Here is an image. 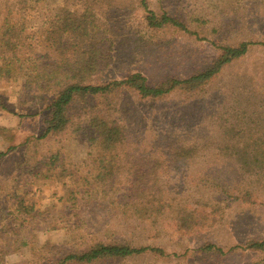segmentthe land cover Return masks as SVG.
<instances>
[{
  "label": "rangeland",
  "instance_id": "374dc122",
  "mask_svg": "<svg viewBox=\"0 0 264 264\" xmlns=\"http://www.w3.org/2000/svg\"><path fill=\"white\" fill-rule=\"evenodd\" d=\"M1 1L0 22L6 12ZM29 1L36 12L41 6L54 9L63 5L62 0ZM145 2L148 10L157 15L166 12L189 32L165 28L136 39L133 32L126 34L129 26H121L119 34L125 32L128 37L113 40H128L136 48L134 52L141 55L131 56L116 48L111 74L103 72L105 80L139 71L148 84L158 86L165 77L184 79L206 69L219 45L250 44L241 58L221 70L199 93L174 90L148 100L124 89L112 103L111 115L125 129L127 141L122 144L121 155L126 156L127 167L134 175V170L153 169L151 182L155 181L156 191L173 203L171 215H177V209L178 215L184 209L194 211L198 226L173 224L169 217L159 218L150 227L133 218L129 199L114 191L72 207L61 183L79 180L92 168L87 115L78 111L76 102L70 109L71 122L66 131L41 138L47 117L44 108L51 94L29 92L18 79L3 80L0 151H9L0 162V264H36L37 252L55 255L67 251L78 235L83 237L76 243L81 249L90 240H113L157 247L166 254L154 257L146 253L98 264H264V252L246 250L249 243L264 241V168L251 172V176L243 171L242 163L228 156L227 139L221 133L231 125L234 132L240 131L242 125L236 119L240 115L243 118L255 113L264 125V0ZM91 6L103 21L116 16L120 21L129 14L138 25L136 19L144 14L138 8L139 0H106ZM31 15L36 16L32 11ZM28 21L27 29L35 19ZM114 27L110 33L116 31ZM36 51L55 59L39 47ZM237 132L229 135L238 138ZM174 146L189 147L190 152L187 156L169 155L168 149ZM52 153L59 154L54 162L63 164L64 178H39L36 174L44 170V160ZM116 181L125 183L121 176ZM18 197L24 198L27 207H33L31 217L16 212ZM203 243L214 244L220 253L193 261L201 256L198 249Z\"/></svg>",
  "mask_w": 264,
  "mask_h": 264
},
{
  "label": "trees",
  "instance_id": "16d2710c",
  "mask_svg": "<svg viewBox=\"0 0 264 264\" xmlns=\"http://www.w3.org/2000/svg\"><path fill=\"white\" fill-rule=\"evenodd\" d=\"M99 1L106 0H62L63 5L60 7L47 9L41 6L38 7L39 12L32 10L34 7L31 9L29 0L1 1L6 12L0 22V81L18 79L29 92L39 90L51 94L46 100L48 105L44 108L47 117L44 120L41 138L56 137L66 131L71 122L70 109L76 102H79L78 111L87 115L86 122L91 131L88 140L92 151L88 156L92 168L79 180H70L67 183L64 180L61 183L65 189V199L72 207L79 202L86 203L87 200L97 196L100 198L107 192L114 191L122 193V196L129 199L128 207L132 217L149 224L150 227L159 218L169 217H172L173 224L185 227L198 226V218L193 215L194 211L184 209V212L178 215L177 209L175 210L177 215H171L174 214L171 210L173 203L164 199L160 191H156L158 188L155 181L151 182V177L155 173L153 169L134 170L137 171V175H134L130 167H127V158L121 155L122 144L127 141L125 129L118 119L111 115L112 103L116 102V94L124 89L134 92L140 99L148 100L159 99L174 90L190 94L199 93L221 70L241 58L250 44L240 42L236 46L219 45L216 56L206 69L184 79L165 77L158 86L148 84L145 76L139 71H133L121 79L105 80L103 72L111 74L115 56L112 54L117 51L116 48L124 50L131 56L141 55L134 52L136 48L128 44V40L114 41L112 37H128L126 34L133 32V37L137 39L150 36L153 32L159 33L165 28L189 31L183 23L166 12L157 15L154 11L148 10L145 0H139L138 8L144 11V14L136 19L138 25L129 14L123 16L120 21L118 16L107 17L103 21L100 15L93 12L91 6L92 3ZM98 8L102 16V8ZM31 11L35 17H32ZM27 14L30 17H27ZM29 19L35 21L34 25L27 29ZM121 26H129L131 29L126 31V34L125 32L119 34ZM113 27L116 31L110 33ZM37 47L48 54H53L55 59L41 55L36 51ZM257 117L255 113L241 119L236 117L238 123L242 125L240 131H235L239 135L238 138L229 135L236 134L232 125L228 129H221L222 135L227 139L225 149L228 156L239 160L243 165V171L250 176L251 172L255 173L264 168V150L261 149V146H264V125ZM8 151L9 149L0 151V162ZM188 152L189 147L182 149L174 146L168 149L169 155L176 153L187 156ZM58 155L52 153L44 160L47 161L43 163L44 170L36 174L39 178L56 180L64 178L66 169L63 164L55 163ZM148 162L151 163V160L148 159ZM247 165L250 166L248 169ZM117 176H121L125 183L116 181ZM130 176L135 179L129 180ZM15 210L21 216L31 217L33 207H27L24 198L18 197L15 201ZM82 238V235H78L67 251L57 252L55 255L48 251L37 252L39 259L36 264H98L124 261L146 253L154 257L166 255L157 247H137L126 241L113 240H90L88 243L84 240L87 244L81 249L76 243ZM246 250L264 252V241L249 243ZM198 251L201 256L193 261L208 259L209 254L220 253L221 250L214 244L203 243Z\"/></svg>",
  "mask_w": 264,
  "mask_h": 264
}]
</instances>
